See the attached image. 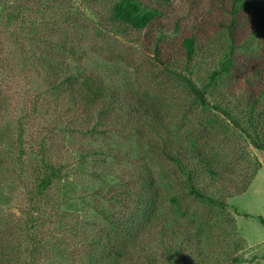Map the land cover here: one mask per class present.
Segmentation results:
<instances>
[{
  "label": "trees",
  "instance_id": "16d2710c",
  "mask_svg": "<svg viewBox=\"0 0 264 264\" xmlns=\"http://www.w3.org/2000/svg\"><path fill=\"white\" fill-rule=\"evenodd\" d=\"M73 1L17 0L2 9V26L10 30L17 54L24 56L26 69L41 81L24 115L31 118L42 108L53 117L39 127L48 136L37 145L35 188L28 197L37 202L62 177L63 167L47 143L57 123L64 122L63 133L75 140L96 138L108 147L116 145L123 156L113 160L129 170L124 188L112 197L115 204L100 209L105 223L86 240L79 252L80 264H244L241 252L246 246L229 214L228 201L250 188L262 165L233 148L237 139L232 143L225 135L231 123L236 133L264 151V0L224 1L230 21L221 44L192 32L183 37L177 51L166 45L173 33H162L148 51L157 72L142 73L137 67L129 73L132 78L135 75L134 82L126 87L118 79L106 80L112 75L116 53L111 57L100 53L95 40L104 34L97 28L93 32L97 36H92L95 45L89 49L102 54L106 62L96 68L91 61L84 63L92 40ZM174 1L87 0L86 10L107 33L131 39L132 31L141 35L154 26L166 31L164 24ZM250 28L254 34L243 43L238 41ZM135 38V42L142 40ZM12 54L0 45L1 74L14 59ZM242 56L252 60L245 77H238L236 67L244 66L238 64ZM5 77L9 79L2 82L10 83V74ZM152 78L158 86L171 80L170 87L184 94L187 111L172 113L176 103L149 93L145 86ZM6 102L8 96L0 83V111ZM209 114H221L229 123L219 126L218 121L204 118ZM22 123L18 141L6 153L0 149V178H12L24 162ZM236 133H231L232 138ZM94 148L85 157L92 158L91 177L98 181L106 173L102 170L106 161L101 158L104 151ZM104 183L102 179L96 193L106 188ZM33 214L32 210L24 212L22 220L12 216L0 224V264H42L45 260L48 244L42 235L43 223ZM259 220L264 225V219ZM225 237L234 241L233 249L229 243L223 247Z\"/></svg>",
  "mask_w": 264,
  "mask_h": 264
},
{
  "label": "rangeland",
  "instance_id": "374dc122",
  "mask_svg": "<svg viewBox=\"0 0 264 264\" xmlns=\"http://www.w3.org/2000/svg\"><path fill=\"white\" fill-rule=\"evenodd\" d=\"M15 1L17 0H0V45H4L8 51H13L11 57L14 58L8 62L11 63L9 68L2 74L0 72V83H2L5 94L8 96L5 108L0 111V149L6 153L5 151L12 147L13 142L16 143L18 141L20 135V129L18 128L23 121L25 132L22 138L25 145V157L20 169L17 170L12 178H0V183H5L0 188V220H2L0 224L6 221L9 222L12 216H14L15 220H22L24 212L27 213L32 210V213H34L33 217L36 218L37 222L43 223L42 235L48 244L46 258L41 263L80 264L81 257L79 252L81 253L85 248L86 240H90V236L95 235L100 225L105 223V218L100 214V209H105L106 207L111 209L112 205L115 204L112 197L117 195L116 192L124 188V182L129 170L127 171L123 165L121 166L119 161L113 160L117 156H123V153L118 152L116 145L109 144L108 147L102 142V139L96 138L93 140L89 139L87 142L86 139L75 140L63 133L66 125L64 122H59L56 125L57 128L53 138L48 140L47 148L50 154L56 155L54 157H57L58 164L62 165V177L37 202L30 200L27 193L35 188V173L39 164L37 145L41 142V137L48 136V132L43 131L39 127L41 123L47 121V119L51 120L53 117L50 116L51 114L48 116L46 112L44 113L42 108L40 109L43 112L40 110L37 114H33L34 116L31 118H27V115H24L26 110L29 109L31 98L39 93L41 81L36 78V74H31L26 69L24 56L17 54L19 49L16 48L11 39L10 30L2 26L4 4ZM224 1L175 0L170 11H168L170 12L169 18L164 24L166 31L154 26L147 33L143 32L141 35L132 31L131 39H127L112 32L107 33L98 23V20L91 19L86 10L87 0H74L73 9L81 13L83 23L89 30L90 37H88V40L90 38L92 40L87 48L89 51L88 58L86 61L84 60V63L89 61L86 63L89 65L91 61V64L95 65L93 67L96 68L97 64L106 62L102 54H92V50L89 49L92 45H95V41L96 45L102 48L100 53H103V55L111 57L112 52L115 51L116 54L113 57L114 59H112L110 70L112 75L106 76V80L108 82L112 78L118 79L122 81L119 82V85L126 87L134 82L135 75L132 78L129 73H134L137 67L142 73L150 72L152 69L157 72V69L152 66V55L148 51L162 33H168L169 31L173 33L171 35L172 40L169 41V38H165V40L169 41L166 45L169 47L173 46V49L176 48L177 51L180 49L183 37L190 35L192 32L196 33L202 40L218 44L223 43L225 40L222 35L226 34L225 25L228 26V21H230L229 10L223 9ZM59 6L60 4H58V9ZM177 27L178 32H175L174 30ZM95 28L99 32H103L104 36L94 41L92 36H97L93 34L94 30H97ZM250 29V31L244 33L241 39L238 38V41L243 43L246 38L251 37L254 31L253 28ZM139 36L142 39L139 42L132 40V37L136 39L135 37ZM166 45L164 50L168 54L169 49ZM251 60V56L238 58V64L244 63V66L239 67L240 70L236 67L239 73L237 74L238 77H245ZM16 67L19 68L18 72ZM117 71L118 73H116ZM6 73H9L11 78L8 84L2 82V80L7 81L9 79L5 77ZM158 77L161 78V75ZM164 81L162 80L161 82ZM171 83L173 82L168 79V84L166 80L163 86H158L157 82L152 78L145 87H148L149 93L160 94L163 97L162 99L169 104L172 101L176 103L178 107H174L172 113H177L180 109L187 111L184 94L181 91L180 93L176 92L170 87ZM238 83L241 82L238 81ZM156 86L162 91L156 89ZM143 87L144 83L142 80L140 89L142 90ZM242 115L245 116L244 114ZM204 118L218 121L220 123L219 126L229 123L221 114L219 117L209 114L208 117L205 116ZM240 118L243 119L242 116ZM234 128L229 123L228 129L230 131L226 135L224 134L225 140L231 139L233 143L237 139L233 148H238L241 153H247V156L252 160L256 159L259 161L262 168L244 194L229 199L228 210L229 214L231 213L235 218L236 226L246 246V250L241 252L245 258L244 264H264V225L259 220V217L264 219V151L256 149L244 134H240L239 131L236 133V128ZM233 131L236 133L234 136L237 135L235 138H232L231 133ZM120 146L123 152L125 149L124 142ZM91 147H95L94 149L97 150L102 149L105 153V156L102 154L101 158L103 162L106 161L102 168L106 173H101V178L98 181L91 177L92 158L85 157ZM102 179L105 182L102 185L106 186V188L101 193H96V189H99ZM109 186L111 188L107 191ZM34 210L38 212H34ZM238 213L244 216L238 215ZM224 240H226L224 248L227 247L228 243L230 248L233 249L235 247L234 241H228L227 237ZM238 253L240 254V252Z\"/></svg>",
  "mask_w": 264,
  "mask_h": 264
}]
</instances>
